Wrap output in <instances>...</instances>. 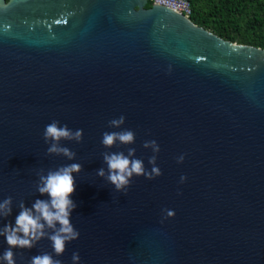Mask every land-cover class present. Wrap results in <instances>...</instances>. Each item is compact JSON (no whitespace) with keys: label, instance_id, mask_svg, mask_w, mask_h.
Listing matches in <instances>:
<instances>
[{"label":"water","instance_id":"95a60500","mask_svg":"<svg viewBox=\"0 0 264 264\" xmlns=\"http://www.w3.org/2000/svg\"><path fill=\"white\" fill-rule=\"evenodd\" d=\"M149 2L0 0V203L13 198L0 227L21 201L47 199L40 175L82 165L71 197L79 238L59 257L46 237L14 249L16 264L43 252L62 264L73 252L77 264H264V49ZM120 115L135 143L105 148ZM53 120L83 130L80 143L60 141L75 160L47 153ZM153 139L162 175L117 192L101 154L132 147L150 170L142 145Z\"/></svg>","mask_w":264,"mask_h":264},{"label":"clouds","instance_id":"9594fccd","mask_svg":"<svg viewBox=\"0 0 264 264\" xmlns=\"http://www.w3.org/2000/svg\"><path fill=\"white\" fill-rule=\"evenodd\" d=\"M125 119L124 115H120L118 118L108 121L109 128L120 130L103 132L101 138L103 147L111 148L117 142L124 145L135 143V132L121 127L124 125ZM43 138L45 143L51 141L47 148L48 154L62 155L72 161L75 160L76 153L68 147L62 146L60 141L68 140L80 143L83 140V130H72L66 124L61 125L59 121L53 120L45 126ZM142 146L152 150L153 154L148 157V164L151 165L150 170L145 169L142 159L134 156L136 149L132 147L127 149V154L123 151L101 154L107 166L106 180L114 185L117 192L126 190L131 185L134 176H143L148 180H153L162 175L161 169L157 166V155L160 152L158 142L155 139L145 140ZM184 158V155L179 156L177 163H183ZM81 169L80 163H70L49 170L46 175L39 176L36 190L41 196L46 194L47 199L37 198L30 207L25 206L21 201L14 223L7 221L0 227V237H4L8 245V248L0 255L2 264H16L14 249H32L45 237L51 242L55 257L61 256L66 250V245L79 238V231L74 228L71 222L72 212L77 207L71 197L76 188L73 173H79ZM97 175L104 177L105 169L97 170ZM186 179L187 177L182 175L180 183H184ZM12 204L11 196L3 199V202L0 203V220H7L12 215ZM167 212L168 216H175L174 211L167 210ZM46 226L52 229L50 234L45 232ZM79 260V254L73 252V264H77ZM29 264H62V261L54 258L52 253L43 252L31 257Z\"/></svg>","mask_w":264,"mask_h":264},{"label":"trees","instance_id":"16d2710c","mask_svg":"<svg viewBox=\"0 0 264 264\" xmlns=\"http://www.w3.org/2000/svg\"><path fill=\"white\" fill-rule=\"evenodd\" d=\"M191 20L217 36L264 49V0H190ZM152 2L150 0V8Z\"/></svg>","mask_w":264,"mask_h":264},{"label":"built area","instance_id":"2783aa9c","mask_svg":"<svg viewBox=\"0 0 264 264\" xmlns=\"http://www.w3.org/2000/svg\"><path fill=\"white\" fill-rule=\"evenodd\" d=\"M152 5L164 6L191 18L193 14L190 0H151Z\"/></svg>","mask_w":264,"mask_h":264}]
</instances>
